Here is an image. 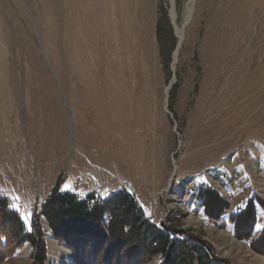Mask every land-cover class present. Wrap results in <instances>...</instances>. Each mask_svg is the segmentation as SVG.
<instances>
[{"label":"rangeland","instance_id":"rangeland-1","mask_svg":"<svg viewBox=\"0 0 264 264\" xmlns=\"http://www.w3.org/2000/svg\"><path fill=\"white\" fill-rule=\"evenodd\" d=\"M187 2L0 0V196L27 229L54 187L125 189L161 229L208 246L213 264H264L249 245L264 214V0H194L172 65L170 9L182 25ZM204 187L227 201L218 220ZM250 198L244 241L229 217ZM39 221L43 264L163 262ZM0 264H35L31 245L9 237Z\"/></svg>","mask_w":264,"mask_h":264},{"label":"trees","instance_id":"trees-1","mask_svg":"<svg viewBox=\"0 0 264 264\" xmlns=\"http://www.w3.org/2000/svg\"><path fill=\"white\" fill-rule=\"evenodd\" d=\"M197 197L208 218L220 219L227 207V201L217 190L212 187L201 188ZM257 204L264 208L261 200L258 199ZM256 206L250 198L241 209L230 215L229 220L237 238L248 241L251 237ZM39 217L46 221L52 236L74 232L89 234L99 240L107 238L106 242L116 246L123 243L138 250L146 258L161 255L162 264H213L208 246L188 238L173 237L171 232L158 227L145 216L137 200L125 189L101 197L93 191L79 196L72 191L54 187L41 204L29 229L25 227L18 212L10 208L6 199L0 196V248H6L9 237L15 247L27 242L31 245L35 264H43L46 260V243ZM64 237L66 238L62 240L70 246L76 240L70 236ZM252 241L255 243L251 244ZM252 241L249 245L264 253V250H261L264 249V214L261 231ZM71 248L83 260V252L78 253L75 247ZM91 257L93 255L90 254L89 260L93 259Z\"/></svg>","mask_w":264,"mask_h":264},{"label":"bare ground","instance_id":"bare-ground-1","mask_svg":"<svg viewBox=\"0 0 264 264\" xmlns=\"http://www.w3.org/2000/svg\"><path fill=\"white\" fill-rule=\"evenodd\" d=\"M193 3H194V0H188L187 5H186V10H185V17H184V21H183L182 25H178L176 23V13H175L174 4L172 5V7L170 9V16H171L170 18H171V21L173 23L174 32H175V36H176V44L172 50V65H175V63L177 62L178 53L180 51V48H181V45L183 42V38H184V26L188 23L190 16L192 14ZM168 90L169 89L166 88V92H165L166 96L168 95ZM174 172H175V170H174ZM237 244L238 245H236V246H239V247L241 246V245H239V243H237Z\"/></svg>","mask_w":264,"mask_h":264},{"label":"water","instance_id":"water-1","mask_svg":"<svg viewBox=\"0 0 264 264\" xmlns=\"http://www.w3.org/2000/svg\"><path fill=\"white\" fill-rule=\"evenodd\" d=\"M171 24H172V26H173V23H172V21H171ZM173 28H174V27H173ZM170 86H171V83H169V85H168L167 89H169V88H170Z\"/></svg>","mask_w":264,"mask_h":264}]
</instances>
